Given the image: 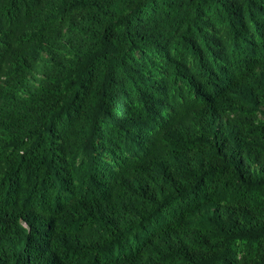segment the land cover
Returning <instances> with one entry per match:
<instances>
[{"label":"trees","instance_id":"trees-1","mask_svg":"<svg viewBox=\"0 0 264 264\" xmlns=\"http://www.w3.org/2000/svg\"><path fill=\"white\" fill-rule=\"evenodd\" d=\"M0 264H264V0H0Z\"/></svg>","mask_w":264,"mask_h":264}]
</instances>
